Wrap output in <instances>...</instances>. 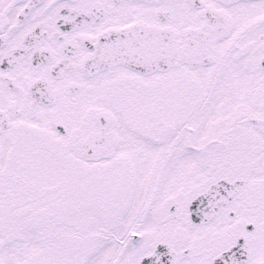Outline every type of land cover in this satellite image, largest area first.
I'll use <instances>...</instances> for the list:
<instances>
[{
  "label": "snow or ice",
  "instance_id": "snow-or-ice-1",
  "mask_svg": "<svg viewBox=\"0 0 264 264\" xmlns=\"http://www.w3.org/2000/svg\"><path fill=\"white\" fill-rule=\"evenodd\" d=\"M0 264H264V0H0Z\"/></svg>",
  "mask_w": 264,
  "mask_h": 264
}]
</instances>
